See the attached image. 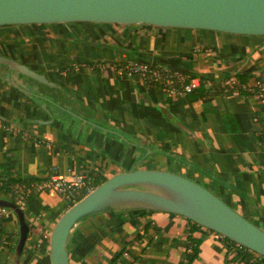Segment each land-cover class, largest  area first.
<instances>
[{"label": "crops", "instance_id": "obj_1", "mask_svg": "<svg viewBox=\"0 0 264 264\" xmlns=\"http://www.w3.org/2000/svg\"><path fill=\"white\" fill-rule=\"evenodd\" d=\"M0 54L49 80L0 62V122L12 126H0V180L9 172L42 180L177 168L264 228V91L170 96L120 71L141 59L200 78L204 91L224 86L238 72L264 89V34L142 23L7 24L0 25ZM12 196L0 190V199ZM66 203L54 191L27 202L23 251L17 247L18 213L0 206L6 227L0 264H50L48 237ZM188 234L181 214L103 212L72 233L70 264H181ZM194 235L201 244L191 264L244 263L236 256L239 248L228 251L215 231L202 227Z\"/></svg>", "mask_w": 264, "mask_h": 264}, {"label": "water", "instance_id": "obj_2", "mask_svg": "<svg viewBox=\"0 0 264 264\" xmlns=\"http://www.w3.org/2000/svg\"><path fill=\"white\" fill-rule=\"evenodd\" d=\"M88 21L202 28L239 34H264V0H0V25ZM0 62L40 81L46 76L0 54ZM19 251L29 233L24 209ZM119 209L177 213L264 256V228L244 216L202 183L168 169L138 167L108 176L73 202L56 219L49 237L50 264H70L68 243L85 220Z\"/></svg>", "mask_w": 264, "mask_h": 264}, {"label": "trees", "instance_id": "obj_3", "mask_svg": "<svg viewBox=\"0 0 264 264\" xmlns=\"http://www.w3.org/2000/svg\"><path fill=\"white\" fill-rule=\"evenodd\" d=\"M33 24H39V23H33ZM142 25H151V24L142 23ZM233 76H234L233 78H236V81H237L233 87H230L229 85H224L222 87H218V88L216 87L211 91H204V90L198 89V92H202V94H207V93L215 94L219 92H225V93L238 92L240 94L250 95V94H256V93L264 91V89L261 88L258 84L250 83L251 76L248 73L238 72V73H235ZM259 137L264 142V129L261 131ZM8 175L9 176L6 179L0 180V190H2L5 193L13 194V196L10 198V201L15 202L19 207L24 209L21 206V204L18 203L19 193L24 188H29V190H26V193H27L26 200L29 201L33 196H35L38 193L34 191L32 184L39 180H37L35 177H32V176L23 178L13 172H9ZM89 176L90 177L88 179V186L90 188L95 187L96 185H98L99 183H101L103 180L107 178V176L101 173H98V172H93V171L90 172ZM89 187L83 188L76 200L84 196L88 192ZM73 202L75 201L67 202L65 205V209L69 207ZM1 207L12 208L9 206H1ZM140 210L153 211V210H147V209H140ZM187 220H188V232H189L188 240L189 241H188V248L185 254V259L183 260L181 264H191L196 258L199 257L201 239L196 237L194 235V232L202 227L208 229L207 227L197 223L196 221L190 218H187ZM5 229H6L5 224L3 222H0V249L5 241ZM216 233L221 237V239L224 242L227 243L228 251L234 247L239 248L238 252L236 253V256H239L243 259L244 261L243 264H264V256H262L261 254L253 251L252 249L244 245L237 243L236 241L230 239L227 236L221 235L218 232ZM28 236H29V233H28ZM123 252L124 250H122L119 254H122ZM117 258L118 257H116V259Z\"/></svg>", "mask_w": 264, "mask_h": 264}, {"label": "built area", "instance_id": "obj_4", "mask_svg": "<svg viewBox=\"0 0 264 264\" xmlns=\"http://www.w3.org/2000/svg\"><path fill=\"white\" fill-rule=\"evenodd\" d=\"M120 71H127L136 74L141 81L146 85H158L162 87L170 96L187 94L200 89L202 81L200 78L192 74L182 72L171 67L161 65L159 63L149 62L141 59H132L127 61ZM236 78H231L225 85L233 87L236 84ZM6 129H12L11 125L2 124ZM89 174L78 172L70 177L54 176L51 178L42 179L32 184L34 191H54L62 195L67 202L76 201L81 190L88 186ZM93 187H89V190ZM26 190L24 188L19 193L18 203L24 208L27 204ZM88 190V191H89ZM6 207H2L5 211Z\"/></svg>", "mask_w": 264, "mask_h": 264}, {"label": "rangeland", "instance_id": "obj_5", "mask_svg": "<svg viewBox=\"0 0 264 264\" xmlns=\"http://www.w3.org/2000/svg\"><path fill=\"white\" fill-rule=\"evenodd\" d=\"M167 168V167H166ZM174 170L175 172H178V173H180V174H183V175H185V176H192L190 173H188V172H186V171H180L179 169H177V168H171V167H168V170ZM179 170V171H178ZM191 178V177H190ZM193 179V178H192ZM206 184V183H205ZM213 191V190H212ZM62 196V195H61Z\"/></svg>", "mask_w": 264, "mask_h": 264}]
</instances>
